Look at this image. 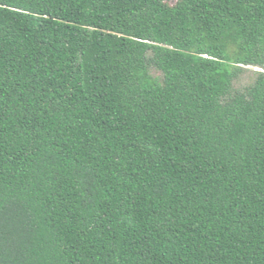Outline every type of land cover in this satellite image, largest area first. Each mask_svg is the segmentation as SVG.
<instances>
[{
  "label": "trees",
  "instance_id": "16d2710c",
  "mask_svg": "<svg viewBox=\"0 0 264 264\" xmlns=\"http://www.w3.org/2000/svg\"><path fill=\"white\" fill-rule=\"evenodd\" d=\"M0 264H264V0H0Z\"/></svg>",
  "mask_w": 264,
  "mask_h": 264
},
{
  "label": "rangeland",
  "instance_id": "374dc122",
  "mask_svg": "<svg viewBox=\"0 0 264 264\" xmlns=\"http://www.w3.org/2000/svg\"><path fill=\"white\" fill-rule=\"evenodd\" d=\"M260 70L259 67L247 66L239 78L235 81V87L241 88L244 85L249 84L255 77V71Z\"/></svg>",
  "mask_w": 264,
  "mask_h": 264
}]
</instances>
